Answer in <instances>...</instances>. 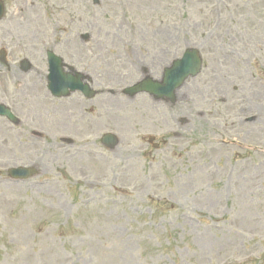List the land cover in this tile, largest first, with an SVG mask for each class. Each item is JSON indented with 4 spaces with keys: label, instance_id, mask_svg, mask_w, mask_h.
Wrapping results in <instances>:
<instances>
[{
    "label": "rangeland",
    "instance_id": "374dc122",
    "mask_svg": "<svg viewBox=\"0 0 264 264\" xmlns=\"http://www.w3.org/2000/svg\"><path fill=\"white\" fill-rule=\"evenodd\" d=\"M0 1L8 65L45 73L48 49L98 91L0 119V264H264V1ZM187 48L176 103L124 94Z\"/></svg>",
    "mask_w": 264,
    "mask_h": 264
},
{
    "label": "water",
    "instance_id": "95a60500",
    "mask_svg": "<svg viewBox=\"0 0 264 264\" xmlns=\"http://www.w3.org/2000/svg\"><path fill=\"white\" fill-rule=\"evenodd\" d=\"M3 16V7L0 4V19ZM87 40L88 37L85 36ZM51 65L54 68L50 76V86L52 90L58 96H68L70 92H75L81 90L86 94L87 97L92 98L94 93L85 87H81L80 77H73L72 75H65L62 71V63L58 58H51ZM26 65V64H24ZM28 68V67H27ZM202 69V60L199 56V52L195 49L188 50L183 56L182 60L175 62L171 68L165 70L162 82H155L147 79L133 87H130L124 91V93L130 97H134L139 93L148 92L154 95L158 99H173L175 96V91L180 89L189 77L195 78L198 76ZM0 112L13 118L9 112L3 108H0ZM102 142L109 148H115L118 145V140L115 136L108 134L103 139ZM11 175L18 177H31L35 175L32 169H17L12 170Z\"/></svg>",
    "mask_w": 264,
    "mask_h": 264
},
{
    "label": "flooded vegetation",
    "instance_id": "af4514ba",
    "mask_svg": "<svg viewBox=\"0 0 264 264\" xmlns=\"http://www.w3.org/2000/svg\"><path fill=\"white\" fill-rule=\"evenodd\" d=\"M35 54L37 55L38 53L35 52ZM7 65V63H2L0 56V87H3V90L0 91L1 105H4L11 110H18L19 115L22 116L20 108L29 101L37 99L39 103L38 105L42 104L45 106V104L48 103L52 105L50 110L51 113L53 115H61L63 119L68 110V104L66 102L68 98H56L49 91L47 86V73L31 76V73L33 72L32 69L26 72L21 69V64L13 66V68L8 65L7 72H2L1 69H4ZM36 77L39 79H36ZM87 82L92 86V80ZM80 100L83 102V100L86 99L82 97ZM31 103L32 102L29 104ZM45 108L47 107L45 106ZM75 108L79 109V102L75 103Z\"/></svg>",
    "mask_w": 264,
    "mask_h": 264
},
{
    "label": "bare ground",
    "instance_id": "6f19581e",
    "mask_svg": "<svg viewBox=\"0 0 264 264\" xmlns=\"http://www.w3.org/2000/svg\"><path fill=\"white\" fill-rule=\"evenodd\" d=\"M259 1H264V0H259ZM32 5H33V6H36L35 3H33V2H32ZM33 8H34V7H33ZM66 30L69 32V30L67 29V27H66V28H63V32H65ZM105 36H106V35H105ZM112 36H113L112 33H108L107 38L112 37ZM68 39H70L69 35L66 36L65 41H68ZM256 41H264V36H263V34L260 33L259 36L256 38ZM261 47H262V49H263L264 45L262 44ZM159 49H160V47L158 48V50H159ZM155 52H156V51H155Z\"/></svg>",
    "mask_w": 264,
    "mask_h": 264
}]
</instances>
